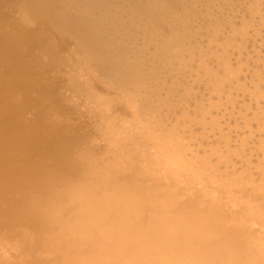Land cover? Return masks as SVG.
Returning <instances> with one entry per match:
<instances>
[{
	"label": "bare ground",
	"instance_id": "1",
	"mask_svg": "<svg viewBox=\"0 0 264 264\" xmlns=\"http://www.w3.org/2000/svg\"><path fill=\"white\" fill-rule=\"evenodd\" d=\"M187 3L0 0V264H264V189L147 87Z\"/></svg>",
	"mask_w": 264,
	"mask_h": 264
},
{
	"label": "rangeland",
	"instance_id": "2",
	"mask_svg": "<svg viewBox=\"0 0 264 264\" xmlns=\"http://www.w3.org/2000/svg\"><path fill=\"white\" fill-rule=\"evenodd\" d=\"M187 1L185 9L190 11L181 16L182 21H163L177 23L172 27L178 41L186 46L184 60L172 69L160 68L157 74L155 66L147 73V87L171 102L163 113L181 109L169 112L170 118L183 110L189 112L192 129L204 146L198 149L200 156L203 150L209 152V147L229 152V157L241 162L243 170L264 189L260 181L264 176V0ZM157 4L158 9L168 5ZM165 32L164 38H168L171 26ZM144 65L151 66L150 57ZM179 123L182 126L180 119ZM171 124L166 123L169 130ZM211 160L217 164L215 157ZM226 167L230 175L239 174L240 184L248 181L239 165L235 171L229 169L230 163L226 162Z\"/></svg>",
	"mask_w": 264,
	"mask_h": 264
}]
</instances>
